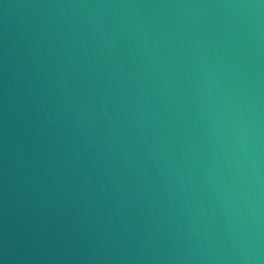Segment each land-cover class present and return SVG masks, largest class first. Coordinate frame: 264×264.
Listing matches in <instances>:
<instances>
[{"label": "water", "instance_id": "1", "mask_svg": "<svg viewBox=\"0 0 264 264\" xmlns=\"http://www.w3.org/2000/svg\"><path fill=\"white\" fill-rule=\"evenodd\" d=\"M0 264H264V0H0Z\"/></svg>", "mask_w": 264, "mask_h": 264}]
</instances>
